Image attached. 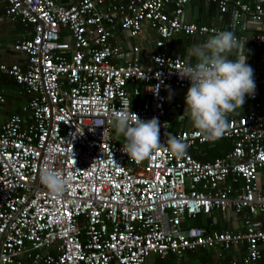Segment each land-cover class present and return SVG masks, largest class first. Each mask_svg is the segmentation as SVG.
<instances>
[{
    "label": "built area",
    "instance_id": "1",
    "mask_svg": "<svg viewBox=\"0 0 264 264\" xmlns=\"http://www.w3.org/2000/svg\"><path fill=\"white\" fill-rule=\"evenodd\" d=\"M0 1L4 16L26 33L12 45L21 64H0L23 98L17 112L0 115V264H151L149 256L179 261L196 249L217 258L242 249L227 264H261L264 0H208L219 13L236 9L259 25L250 37L258 48L251 108L228 117L229 129L213 141L229 148L209 161L188 150L213 141L193 127L171 133L167 119L179 105H166L165 88L185 91L190 82L179 78L184 59L167 55L166 42L218 31L182 22L190 0ZM144 27L155 35L148 63L141 64L136 46L117 60L118 34L133 39ZM124 102L141 120L158 118L161 142L175 136L189 145L186 155L162 148L143 161L129 159L109 123ZM45 165L67 180L59 198L39 182ZM212 212H230L241 229L187 224Z\"/></svg>",
    "mask_w": 264,
    "mask_h": 264
},
{
    "label": "clouds",
    "instance_id": "2",
    "mask_svg": "<svg viewBox=\"0 0 264 264\" xmlns=\"http://www.w3.org/2000/svg\"><path fill=\"white\" fill-rule=\"evenodd\" d=\"M185 51V59L179 62L176 73L180 79H187L190 87L185 97V113L178 118L187 115L197 130L195 134L213 141L229 129L228 115L241 109L245 96H254L253 69L247 64L243 44L231 31H215L206 42ZM109 123L117 136L124 137L122 151L131 160L140 162L151 158L162 148L177 158L187 153L189 145L175 136L167 135L162 143L158 118L141 120L127 102L112 109ZM39 182L56 198L63 194L67 185L63 174L47 165L40 169Z\"/></svg>",
    "mask_w": 264,
    "mask_h": 264
},
{
    "label": "crops",
    "instance_id": "3",
    "mask_svg": "<svg viewBox=\"0 0 264 264\" xmlns=\"http://www.w3.org/2000/svg\"><path fill=\"white\" fill-rule=\"evenodd\" d=\"M66 3H72L77 0H64ZM231 1V0H230ZM243 3H252L258 0H239ZM181 20L184 23H192L196 25H205L213 27L218 31H231L238 41L243 44L244 55L247 56V64L251 68L257 67L258 48L252 44L250 37L259 32V25L252 22L246 15H242L236 9H228L224 13H219L215 5L208 0H190L184 7ZM213 35V34H212ZM26 36L25 29L18 21H10L4 16V4L0 1V64L9 65L11 63L21 64V55L12 51V45L15 41ZM120 42V55L117 60L124 61L130 56V47L136 46L139 49L140 60L142 65L148 63L147 56L151 50L149 43L155 38L154 33L144 27V31L139 36L130 39L125 34H118ZM211 35L203 36H183L175 35L171 37L165 45V53L169 56L185 59L186 49L193 45L206 42ZM148 42V43H147ZM232 58H235L233 56ZM0 89L5 98V104L0 106V115L6 117L9 114L17 112L19 106L23 103V98L17 96V89L10 78L0 75ZM188 90L182 91L172 87L165 88L166 105L178 103L179 107L169 112L168 123L169 131L189 129L192 124L189 117L185 115L182 119L178 118L184 115L186 105L185 97ZM21 99V103L16 105V101ZM264 101L263 97H260ZM252 100L249 96H245V103L241 109H236L235 112L228 117H236L251 108ZM229 148L226 141H213L206 145L195 148L194 153L209 161L216 156L222 155ZM260 181L264 184V173L259 175ZM261 228L264 230V218L259 217ZM188 225L203 227L209 231H238L241 229L240 220L234 217L230 212L225 217H222L218 212H212L210 215H200L191 220ZM243 253L242 249L222 253L220 258L214 254V250L196 249L192 252H186L182 259L176 261L173 257L168 256L165 264H227L232 259H237ZM171 258V259H168ZM154 259L150 260L152 262ZM164 261V260H163ZM260 262L264 264V242L260 245Z\"/></svg>",
    "mask_w": 264,
    "mask_h": 264
},
{
    "label": "trees",
    "instance_id": "4",
    "mask_svg": "<svg viewBox=\"0 0 264 264\" xmlns=\"http://www.w3.org/2000/svg\"><path fill=\"white\" fill-rule=\"evenodd\" d=\"M220 141H225V140H220ZM226 142V141H225ZM197 148V147H196ZM195 151H197V150H195V148H191V149H189L188 150V153L193 157V158H195V159H199V160H206V159H204L203 157L202 158H200L201 156H199V155H197V152H196V154L194 153ZM206 229V228H205ZM208 230V229H207ZM168 259H171V258H168ZM164 261H167V260H164ZM166 263V262H165ZM151 264H162V261L161 260H158V259H154L153 261H152V263Z\"/></svg>",
    "mask_w": 264,
    "mask_h": 264
},
{
    "label": "rangeland",
    "instance_id": "5",
    "mask_svg": "<svg viewBox=\"0 0 264 264\" xmlns=\"http://www.w3.org/2000/svg\"><path fill=\"white\" fill-rule=\"evenodd\" d=\"M21 101H22L21 99H19L18 101H16V105H18V103L20 105ZM113 134H114V137L116 138L117 141H123L124 140V137L122 135L121 136H117L115 131H113ZM187 222L189 224H191V220H188ZM148 260L149 261L152 260V257L149 256ZM162 264H165V261H162Z\"/></svg>",
    "mask_w": 264,
    "mask_h": 264
},
{
    "label": "water",
    "instance_id": "6",
    "mask_svg": "<svg viewBox=\"0 0 264 264\" xmlns=\"http://www.w3.org/2000/svg\"><path fill=\"white\" fill-rule=\"evenodd\" d=\"M232 10V9H231Z\"/></svg>",
    "mask_w": 264,
    "mask_h": 264
}]
</instances>
